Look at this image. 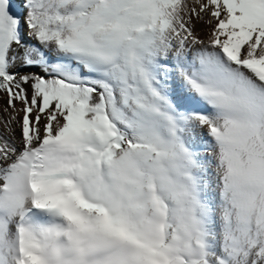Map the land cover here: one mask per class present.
<instances>
[{
	"label": "snow or ice",
	"instance_id": "1",
	"mask_svg": "<svg viewBox=\"0 0 264 264\" xmlns=\"http://www.w3.org/2000/svg\"><path fill=\"white\" fill-rule=\"evenodd\" d=\"M0 264H264V0H0Z\"/></svg>",
	"mask_w": 264,
	"mask_h": 264
}]
</instances>
